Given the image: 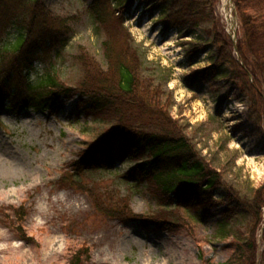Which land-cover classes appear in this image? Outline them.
I'll return each instance as SVG.
<instances>
[{
  "label": "rangeland",
  "instance_id": "374dc122",
  "mask_svg": "<svg viewBox=\"0 0 264 264\" xmlns=\"http://www.w3.org/2000/svg\"><path fill=\"white\" fill-rule=\"evenodd\" d=\"M93 1L45 0L50 12L71 19V34L50 57L34 64L33 79L51 70L64 87L76 91L84 77L81 53L105 65L102 44L107 33L89 15ZM218 3L215 14L225 34L232 35L225 13L229 2ZM170 8L133 2L117 18L110 19L109 13V27L122 23L134 40L145 75L173 93V119L185 126L200 155L222 174L224 185L215 198L230 189L247 196L264 184V123L250 116L251 102L226 79L229 71L217 69L208 27L185 38L176 29L166 31L163 17ZM230 13L238 40L240 18L234 8ZM188 41L208 48L189 60ZM206 69H211L206 80H192ZM86 107L77 95L60 97L52 110H23L19 116L0 110V264H68L81 247L90 252L89 264H203L200 253L217 263L230 257L235 233L249 238L246 223L237 219L222 228L226 206L221 204L198 213L188 226L155 225L150 215L157 205L146 185L127 175L135 165L129 160L78 176L73 165L81 152L114 123H102L101 114ZM122 197L129 199L138 221L111 217L96 207L99 201L107 210L105 206ZM258 255V264H264V245Z\"/></svg>",
  "mask_w": 264,
  "mask_h": 264
},
{
  "label": "trees",
  "instance_id": "16d2710c",
  "mask_svg": "<svg viewBox=\"0 0 264 264\" xmlns=\"http://www.w3.org/2000/svg\"><path fill=\"white\" fill-rule=\"evenodd\" d=\"M233 1L241 35L236 54L215 14L218 0H94L88 11L98 28L107 33L102 44L105 65L81 53L78 59L84 77L74 91L64 87L51 70L36 79L31 77L35 63L65 44L71 34V19L50 12L45 0H0V109L19 116L28 109L52 110L60 97L78 95L88 111L101 114L102 123L113 119L111 130L81 152L73 171L79 176L93 169H107L116 162H133L127 175L137 176L139 183L146 185L157 205L150 215L151 222L164 229L178 224L188 226L198 219V213L216 204L225 205L222 228L237 219L246 223L250 236L244 239L235 233L230 243L232 253L224 262H213L200 253L203 264H258L260 235L264 244V229L258 233L264 217V184L244 197L230 189L215 198L224 185L221 172L200 155L187 137L185 126L173 119V93L154 77L145 75L134 40L122 23L119 21L116 28L109 27V23L119 16H115L117 13L128 12L137 2L155 8L171 6L163 17V27L166 31L178 30L183 38L208 27L206 34L216 49L217 69L229 71L226 79L235 82L251 102L250 116L264 123V91L259 88V83H264V0ZM188 42L191 50L187 56L192 61L198 52L208 48L197 41ZM210 70L199 72L192 80H206ZM98 202L97 209L111 217L125 221H138L140 217L132 211L127 197L105 206L107 210ZM89 253L87 247L79 248L68 264H89Z\"/></svg>",
  "mask_w": 264,
  "mask_h": 264
},
{
  "label": "bare ground",
  "instance_id": "6f19581e",
  "mask_svg": "<svg viewBox=\"0 0 264 264\" xmlns=\"http://www.w3.org/2000/svg\"><path fill=\"white\" fill-rule=\"evenodd\" d=\"M225 6H228V9H226V11H225V13L227 14L226 19H227V22H228L229 24H231V23H232V16H231V14L229 13V4L226 3Z\"/></svg>",
  "mask_w": 264,
  "mask_h": 264
}]
</instances>
